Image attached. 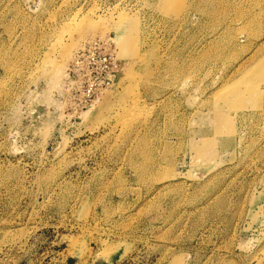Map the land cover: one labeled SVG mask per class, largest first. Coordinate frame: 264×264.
<instances>
[{
	"label": "rangeland",
	"instance_id": "rangeland-1",
	"mask_svg": "<svg viewBox=\"0 0 264 264\" xmlns=\"http://www.w3.org/2000/svg\"><path fill=\"white\" fill-rule=\"evenodd\" d=\"M94 2L138 18L136 55L119 54L109 20L45 61L67 19ZM189 2L178 20L161 15L160 0H0V264H264V0L238 2L255 32L223 52L201 46L215 33L206 0ZM227 14L245 26L237 10ZM91 40L109 44L121 71L74 110L67 69ZM131 67L144 78L145 110L123 123ZM250 74L251 98L224 102L226 85ZM198 143L212 152L205 159Z\"/></svg>",
	"mask_w": 264,
	"mask_h": 264
},
{
	"label": "bare ground",
	"instance_id": "bare-ground-1",
	"mask_svg": "<svg viewBox=\"0 0 264 264\" xmlns=\"http://www.w3.org/2000/svg\"><path fill=\"white\" fill-rule=\"evenodd\" d=\"M66 1V0H65ZM161 1V15H165L167 17H171L172 19H181L182 17H187V14L189 12V8H190V0H160ZM211 1L212 0H206V8L201 10V12L203 14H206L208 16V19L210 21V25H213L214 32L211 36L205 38L204 41H202L200 44L201 46L205 47V49H220L221 47V51L223 52V49L228 48L229 46L233 45H240L241 43V39L244 38L243 36L241 37V32L244 31L245 34L249 33V32H255V30L253 29L254 27V19L252 18V14H247V10L242 9L238 6V2L241 0H232L230 7L223 10L219 11V13H216L214 8L210 7L211 5ZM63 3V2H62ZM67 3V2H66ZM95 3V4H94ZM91 6H89L87 12L85 13L84 16L80 15V11L82 9H79L75 14H72L66 21L65 25L63 26V30L61 31V33L59 35H57V37L55 38V40L52 42L51 46H50V50H47V52L42 53L43 59H45V61H49L50 59H52V56H57L58 58H62L65 54V39L67 38H71L72 36H76L78 37V35L80 34V32H83V30L85 29H92L94 31L98 30V29H102L103 25L107 22H109V20H112V28L115 29L116 32V38H115V42L120 50L119 54L127 56V57H131L133 58V55L135 52L138 51V49L140 48V44H141V37L139 35V31L141 30V25L140 22L138 20V18L136 17H132L129 15V13H125L126 11H116L115 13V9H109V10H101V6L97 5L96 2H94ZM157 3V2H156ZM99 4V3H98ZM138 4V3H137ZM146 4V3H145ZM215 5V4H214ZM68 6V5H67ZM155 6V5H154ZM158 6V5H157ZM66 7V6H65ZM62 8V7H61ZM159 8V7H158ZM201 8V7H200ZM216 8V7H215ZM145 9V8H144ZM218 9V8H217ZM149 10V9H148ZM237 10L238 15L243 18L244 20V24L245 26L239 29L234 28L232 20L229 19V15L227 14V12H231L234 13ZM108 11L111 13V17H107L108 15ZM144 11V10H143ZM132 12V11H131ZM158 12V11H157ZM117 14V15H116ZM219 16H218V15ZM247 14V15H246ZM104 15V16H103ZM246 15V17H244ZM258 15V24L264 19L263 17H260V14ZM136 16V15H135ZM153 17V16H152ZM166 17V18H167ZM154 18V17H153ZM111 21V22H112ZM176 21V20H175ZM103 24V25H102ZM207 24V22H206ZM157 25V24H156ZM169 26V25H168ZM168 28V27H167ZM177 29V28H176ZM219 30V31H218ZM230 30V32H228ZM60 31V30H59ZM173 31V30H172ZM217 31V32H216ZM171 32V31H170ZM228 32V33H227ZM179 33V32H178ZM176 33V34H178ZM57 34V33H56ZM165 35V34H163ZM225 35V36H224ZM256 36V35H254ZM246 38V35H245ZM71 40L74 41V38H72ZM67 41V40H66ZM92 41L95 40H91L87 43H90ZM112 41V40H111ZM70 42V41H69ZM68 42V43H69ZM113 42V41H112ZM259 42V40H258ZM260 42H262V39H260ZM86 43V44H87ZM173 43V42H172ZM67 45V44H66ZM85 45V44H84ZM83 45V46H84ZM82 46V47H83ZM220 47V48H219ZM264 47V46H263ZM140 50V49H139ZM196 50V49H195ZM260 50V49H259ZM70 51V50H69ZM68 51V52H69ZM210 52V51H209ZM208 52V53H209ZM213 52V51H212ZM70 53V52H69ZM154 53V52H153ZM68 54V53H67ZM253 54V53H252ZM247 58L246 60L253 58L255 56V54L252 56ZM259 54V53H257ZM66 55V54H65ZM136 55V54H135ZM134 55V56H135ZM140 55V54H139ZM195 55V53H194ZM206 55V54H205ZM68 56V55H67ZM75 56V55H74ZM203 56V55H202ZM259 56V55H258ZM66 57V56H65ZM152 57V56H151ZM189 57V56H188ZM235 57V56H234ZM64 58V57H63ZM62 58V59H63ZM74 58V57H73ZM148 58V57H147ZM204 58V57H203ZM231 58V57H230ZM145 59V58H144ZM143 58H139V62L143 63L144 61ZM199 59V57H198ZM203 60V59H202ZM235 60V59H234ZM245 60V61H246ZM249 60V61H250ZM256 60V59H255ZM254 60V61H255ZM193 61V60H192ZM213 61V60H212ZM248 61V62H249ZM260 61V60H258ZM138 62V61H137ZM138 62V63H139ZM228 62V61H227ZM253 62V61H252ZM136 63V62H135ZM134 63V64H135ZM262 69H264V61L262 60ZM232 64V63H231ZM247 64V63H246ZM245 64V65H246ZM254 64V63H253ZM252 64V65H253ZM259 64V62H258ZM257 64V65H258ZM155 65V64H154ZM197 65V64H196ZM199 65V64H198ZM243 65V64H242ZM129 66V65H128ZM131 66V64H130ZM129 66V67H130ZM182 66V65H181ZM192 66V65H191ZM195 66V65H194ZM200 66V65H199ZM186 67V66H185ZM134 68V67H133ZM184 68V67H183ZM248 68V67H247ZM251 68V66H250ZM126 69V68H124ZM68 70V69H67ZM188 70V69H187ZM239 69H237L238 71ZM255 70V69H254ZM252 70V71H254ZM14 71V70H13ZM154 71V69H153ZM221 71V70H220ZM236 71V72H237ZM242 71V70H241ZM244 71V70H243ZM247 71V70H246ZM263 71V70H262ZM10 72V71H9ZM8 72V73H9ZM12 72V71H11ZM126 72V71H125ZM167 72V71H166ZM234 72V70H233ZM183 73V72H182ZM240 73V71H239ZM245 73V72H244ZM127 84L128 87L125 88L126 92L124 93V100H125V109H124V118H123V123L127 122L134 114L138 113V112H142L144 109L143 106V96L142 94L138 91V89L136 87H139V84H141V82L144 81V78H142L141 76H143L142 74H140L139 72H136L135 69H132V67L130 69L127 70ZM181 74V73H180ZM246 74V73H245ZM248 74V73H247ZM175 75V74H174ZM232 75V74H231ZM238 75V73H237ZM126 76V75H125ZM184 76V75H183ZM234 77V75H232ZM258 77H260V75H257ZM146 77V76H145ZM252 74L246 76L244 79L242 80H237L234 81L230 84H227L226 82V87L224 88L225 90L222 91V93L220 94V97H222L223 101L226 102L227 104H230L232 107H242L243 106V101L245 102L246 100H249L251 98V96H244L245 94H250L254 91V87L255 84L253 85L252 82L250 81V79H253ZM12 78V77H11ZM148 79V78H147ZM230 79V78H229ZM261 79V77H260ZM59 80V79H58ZM125 80V79H124ZM150 80V79H149ZM223 80V79H222ZM232 80V79H231ZM215 81V80H214ZM228 81V80H227ZM230 81V80H229ZM123 82V81H122ZM121 82V83H122ZM59 83V82H57ZM202 83V82H201ZM220 83V82H219ZM65 85V84H64ZM122 85V84H121ZM225 85V84H224ZM149 86V85H148ZM223 86V85H222ZM63 84H60V93L62 94V91L64 92L63 89ZM146 87V86H145ZM192 87V86H190ZM59 88V87H58ZM121 89V88H120ZM128 90V91H127ZM147 92V91H146ZM150 92V91H148ZM112 95V94H111ZM166 96V95H165ZM219 96V95H218ZM244 97L243 101L240 100L239 98ZM113 98V97H112ZM122 98V96H121ZM212 98V97H210ZM118 99V98H117ZM208 101V100H207ZM120 102V101H119ZM209 102V101H208ZM208 102L205 104L207 105ZM219 104V102H218ZM123 105V104H122ZM204 105V104H201ZM162 106V104H161ZM168 106V105H167ZM209 106V105H208ZM205 106V107H208ZM211 106V105H210ZM217 106V104H216ZM264 106V105H263ZM59 107V106H58ZM163 107V106H162ZM220 107V106H219ZM159 108V107H158ZM213 108V106H212ZM62 109V108H60ZM121 109V108H120ZM173 109V108H172ZM194 109V108H193ZM198 109V108H197ZM221 109V108H220ZM264 109V107H263ZM168 110V108H167ZM214 110V109H213ZM199 111V110H198ZM197 111V112H198ZM204 111V110H203ZM78 112V111H77ZM90 112V110L88 111V113ZM217 112V111H216ZM227 112V111H226ZM263 112V110H262ZM75 113V112H74ZM162 113V112H161ZM166 114V113H165ZM195 114V113H194ZM197 114V113H196ZM209 114V112H208ZM88 115V114H86ZM171 115V114H169ZM204 115V114H203ZM207 115V114H206ZM222 115V114H219ZM227 115V114H226ZM225 115V116H226ZM179 117V116H178ZM183 117V116H182ZM193 117V116H192ZM211 117V115H210ZM197 118V117H196ZM206 118V117H205ZM221 118V117H220ZM186 119V118H184ZM193 119V118H192ZM227 119V118H226ZM121 120V119H120ZM200 120V122L203 120ZM205 120V119H204ZM208 120V119H207ZM222 120V119H221ZM220 120V122H221ZM192 121V120H191ZM194 121V120H193ZM227 122V120H226ZM121 123V122H120ZM180 123V121H179ZM196 123V122H195ZM202 123V122H201ZM209 123V122H208ZM224 123V122H222ZM178 124V123H177ZM176 124V126H177ZM182 124V122H181ZM185 124V123H184ZM199 124V123H198ZM204 124V123H203ZM217 124H219L218 122L216 123L215 126H217ZM183 125V124H182ZM205 125V124H204ZM212 125V124H211ZM222 125V124H221ZM180 126V124H179ZM182 127V126H181ZM188 127V125H187ZM218 129L220 128V126H217ZM146 128V127H145ZM179 128V127H178ZM195 128V127H194ZM192 129V128H191ZM217 129V130H218ZM189 130V129H188ZM196 130V129H193ZM203 131V130H202ZM213 131V130H212ZM211 131V133H212ZM224 130H222L223 132ZM192 132V130H191ZM218 132V131H217ZM216 132V133H217ZM220 133V132H219ZM224 133V132H223ZM167 134V133H166ZM175 134V132H174ZM180 134V133H179ZM178 134V135H179ZM185 134V133H184ZM193 134V133H192ZM208 134V133H207ZM177 135V136H178ZM214 135V134H213ZM218 135V134H217ZM225 135V134H224ZM181 136V135H180ZM178 136V137H180ZM192 136V135H191ZM206 136V135H205ZM188 137V135H187ZM214 137V136H213ZM216 137V136H215ZM175 139V138H174ZM179 139V138H178ZM169 140V139H168ZM177 140V139H176ZM203 140V139H201ZM200 140V141H201ZM207 140V139H206ZM209 140V139H208ZM189 141V140H188ZM197 141V140H196ZM211 141V140H210ZM162 142V141H161ZM167 142V141H166ZM202 142V141H201ZM205 142V141H204ZM170 143V142H169ZM173 142H171L172 144ZM200 143V142H199ZM199 143L196 144L198 146L197 150L202 149L203 152L201 153V160L206 157H208L212 152H204V149L199 147ZM207 143V141H206ZM212 143V142H211ZM148 144V143H147ZM161 144V143H160ZM168 145V142L166 143ZM174 144V143H173ZM191 144V143H190ZM205 144V143H204ZM203 144V145H204ZM210 143H208L207 145H209ZM150 145V144H149ZM148 145V146H149ZM202 145V147H204ZM206 145V146H207ZM216 145V144H215ZM165 147V146H164ZM172 147V146H171ZM168 147V148H171ZM194 147V146H193ZM215 147V146H213ZM159 148V147H158ZM190 148V146H189ZM196 148V147H195ZM205 148V147H204ZM207 148V147H206ZM165 149V148H164ZM194 149V148H192ZM190 149V150H192ZM213 149V148H212ZM196 150V149H195ZM196 150V151H197ZM200 150V151H202ZM206 150V149H205ZM173 151V150H172ZM200 151H197L200 154ZM207 151V150H206ZM212 151V150H211ZM159 152V151H158ZM166 152V151H165ZM195 152V151H194ZM157 153V152H156ZM140 154V153H139ZM195 155H197L196 153H194ZM198 154V155H199ZM159 155V153H158ZM163 155V154H162ZM161 155V157H162ZM160 156V155H159ZM172 156V154H171ZM196 157V156H195ZM199 157V156H197ZM137 158V157H136ZM192 160H195L192 158V156L190 157ZM198 158V159H200ZM161 159V158H160ZM163 159V158H162ZM165 159V158H164ZM197 159V160H198ZM137 160V159H136ZM176 160V159H174ZM190 160V162L192 161ZM177 161V160H176ZM166 162V161H165ZM172 162V161H171ZM189 162V161H188ZM194 162V161H193ZM136 163V162H135ZM159 164V163H158ZM169 164V162H168ZM171 164V163H170ZM182 164V163H181ZM183 165V164H182ZM160 168V167H159ZM161 169V168H160ZM174 169V167H173ZM171 169V170H173ZM160 171V170H159ZM158 172V171H157ZM165 172V171H164ZM163 172V173H164ZM161 173V171H160ZM159 174V173H158ZM173 174V173H172ZM171 174V175H172ZM166 175H170L168 173H166ZM174 175V174H173Z\"/></svg>",
	"mask_w": 264,
	"mask_h": 264
},
{
	"label": "built area",
	"instance_id": "built-area-1",
	"mask_svg": "<svg viewBox=\"0 0 264 264\" xmlns=\"http://www.w3.org/2000/svg\"><path fill=\"white\" fill-rule=\"evenodd\" d=\"M108 45L95 40L76 52L65 80V95L74 110L91 106L118 77L121 65Z\"/></svg>",
	"mask_w": 264,
	"mask_h": 264
}]
</instances>
